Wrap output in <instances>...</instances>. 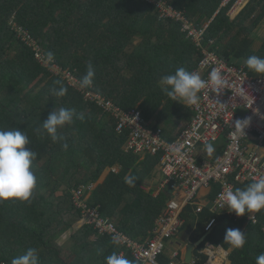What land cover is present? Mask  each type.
<instances>
[{"label": "trees", "instance_id": "obj_1", "mask_svg": "<svg viewBox=\"0 0 264 264\" xmlns=\"http://www.w3.org/2000/svg\"><path fill=\"white\" fill-rule=\"evenodd\" d=\"M162 1L183 11L196 27L203 28L213 19L203 48L216 51L230 64L236 65L233 58L264 57V43L255 49L252 36L264 20V0H249L235 19L230 15L234 0L227 5L225 0ZM15 24L35 37L46 57L53 55L61 75L36 60L19 39ZM202 57L201 49L183 31V22L162 20L156 5L146 0H0V128L19 127L27 132L32 141L27 147L37 152L33 168L38 177L31 203L0 201V263L11 264L31 247L37 249L40 264H105L106 256L122 250L137 264L128 249L114 245L112 237L100 236L85 223L87 217L74 204L75 194L84 188L89 210H99L118 231L145 243L170 199L169 188L158 196L143 188L160 177V157L127 152V133L119 135L110 115L87 102L65 72L81 79L91 64L95 76L88 90L125 111L137 109L150 128L162 129L171 140L186 129L195 112L191 106L171 100L162 91L160 78L179 67L198 70ZM245 70L260 77L247 66ZM54 86L66 87L67 94L51 96ZM60 107L74 109L84 117L64 130L67 150L46 134L35 132L49 113ZM182 122L188 124L177 130ZM214 147L222 153L219 144ZM114 169L118 173H113ZM109 170L106 180L98 185ZM130 173L138 178L134 187L123 179ZM249 183H237L235 189ZM218 190L214 185L213 194ZM255 215L257 223H252L247 213L231 218L208 208L197 214L194 207L187 206L179 235L189 234V242L194 244L207 234L208 223L215 219L217 224L194 250L195 264H207L209 256L203 251L208 243L231 250V264H255L256 257L264 253V210ZM229 227L247 233L242 249L224 242ZM169 252L165 247L159 264H171Z\"/></svg>", "mask_w": 264, "mask_h": 264}, {"label": "built area", "instance_id": "obj_2", "mask_svg": "<svg viewBox=\"0 0 264 264\" xmlns=\"http://www.w3.org/2000/svg\"><path fill=\"white\" fill-rule=\"evenodd\" d=\"M147 1L156 5L162 20L173 19L183 22V31L187 37L203 52L199 69L194 71L207 79L211 68L217 67L229 81V86L222 96L218 97L211 87L202 91L198 106H191L195 115L183 132L169 140L162 129L150 128V123L145 121L137 109L123 110L114 103L107 102L94 90L81 89L79 86L81 79L70 72L65 73H68L66 78L71 85L83 92L87 102L93 103L104 114L110 115L116 123V132L119 135L127 133L128 139L125 144L127 152L142 157L148 155L160 157L157 169L161 179L158 181V187L154 186V196L170 189V199L145 243H140L118 231L114 223L101 217L99 210H89L86 204L88 197L84 199L86 195L84 188L76 192L74 204L82 211L84 218L87 217L85 223L100 236L118 235L119 245L131 252L137 264H159L158 259L165 252L166 243L181 232L185 223L182 214L187 206L194 207L197 214L208 208L214 213H226L231 218H237L234 212L222 210L220 194L229 188L235 190L237 183L252 182L254 178L264 175V77H253L244 67L230 64L217 52L203 48L202 42L209 27L208 23L203 28L196 27L183 11L175 9L165 1ZM231 1L225 0L224 5ZM246 2L247 0H237L235 9L244 6ZM15 27L19 39L34 52L36 60L54 74L61 75L60 67L54 60L49 61L31 33L16 24ZM245 116L252 118L251 124L245 129L246 134L237 133L231 125V120ZM209 142L213 145L219 144L222 153H218V147H214L213 154L206 157L204 146ZM118 171L114 169L113 173ZM214 185L219 186L215 195ZM143 188L147 191L152 190L149 185ZM252 216L253 220L249 217L248 220L257 223L255 213H252ZM211 221L214 223L211 228H206L207 233L217 224L215 219ZM210 244L203 252L209 256L207 264H216L213 261L214 249ZM216 247L223 249L225 259L229 258V250L221 246ZM120 254L125 256V251L122 250ZM171 256L173 259L171 264H185L180 251L173 252ZM225 261V264H231V261ZM191 264H195V261Z\"/></svg>", "mask_w": 264, "mask_h": 264}, {"label": "clouds", "instance_id": "obj_3", "mask_svg": "<svg viewBox=\"0 0 264 264\" xmlns=\"http://www.w3.org/2000/svg\"><path fill=\"white\" fill-rule=\"evenodd\" d=\"M234 1L236 4L237 0ZM248 2L249 0H247L244 7ZM212 20H209L206 24L210 25ZM48 59L49 61L53 59L51 53H49ZM244 64L251 72L264 77V57L247 56ZM245 66L240 67L245 68ZM94 76L95 71L92 65L89 64L86 73L79 82L80 88L87 89L90 87L93 84ZM56 83L58 84L59 81ZM160 83L163 85L162 91L171 100L180 102L185 107L198 106L201 98L200 94L208 87H211L219 97L223 95L224 90L229 86V81L217 67L211 68L207 79L202 78L199 72L179 67L174 73L163 75L160 78ZM50 93L55 98L64 97L67 94V88L54 86L50 89ZM77 118L83 120L84 117L82 114L78 115L74 109L55 108L49 113L47 119L41 123L40 127L35 129V132L41 136L46 134L53 142L60 143L61 147L67 150L69 147L68 137L64 130L71 128ZM251 120L250 116H245L231 120V125L237 133L246 134L245 129L250 126ZM31 144L32 141L24 129L19 127L7 130L0 128V201L16 199L22 202H32L34 193L38 188V177L33 168L37 152L32 147H27ZM204 147L207 155L211 156L215 150L214 145L209 142ZM123 179L128 186L134 187L138 178L130 173ZM219 200L222 210L226 209L230 213L234 212L237 216H244L247 213L249 218L253 220L252 213L264 210V175L254 178L244 188H236L235 190L229 188L220 194ZM212 223L214 221L209 222L207 227L211 228ZM224 242L234 249H242L247 243V233L239 228L229 227L225 230ZM112 243L119 246L120 239L118 235L112 237ZM182 257L184 258V256ZM11 264H40L37 249L31 247L26 249L22 254L14 257ZM105 264H132V262L126 256L114 251L105 257ZM255 264H264V253L256 257Z\"/></svg>", "mask_w": 264, "mask_h": 264}, {"label": "crops", "instance_id": "obj_4", "mask_svg": "<svg viewBox=\"0 0 264 264\" xmlns=\"http://www.w3.org/2000/svg\"><path fill=\"white\" fill-rule=\"evenodd\" d=\"M237 15H238V13H236L235 15H232V19H235L237 17ZM252 36H253V39H254V47H255V49H259L264 43V20L257 27V29L253 32ZM159 179H161V177H159ZM158 183L155 185V188L158 187ZM189 239H190V235L187 234V233H184L181 237H180V235L178 237H175L173 239V243H172L173 244V248H172V250L169 253L172 254L175 250H179L181 252L182 256H185L186 246H187L188 243H190ZM209 244L210 243H208L207 245H209ZM210 245L213 247L214 253H215V257L213 258V261H215L216 264H225V262H226L225 260H229V258L225 259V255L223 253V249H221L220 247H216V246H214L212 244H210ZM230 252H231V250H229V253ZM194 258H195V255H194Z\"/></svg>", "mask_w": 264, "mask_h": 264}, {"label": "water", "instance_id": "obj_5", "mask_svg": "<svg viewBox=\"0 0 264 264\" xmlns=\"http://www.w3.org/2000/svg\"><path fill=\"white\" fill-rule=\"evenodd\" d=\"M233 62L238 65V66H245L244 61H238L237 58H233ZM110 171H107L106 174L101 178L100 182L98 183V185H101L106 178L108 177ZM97 185V186H98ZM210 232H208L207 234H205L199 241H197L196 243L192 244V243H188L186 246V253L184 256V260H185V264H191L194 260V250L196 247H198L200 244H202L204 242V240L206 239V237L209 235Z\"/></svg>", "mask_w": 264, "mask_h": 264}, {"label": "rangeland", "instance_id": "obj_6", "mask_svg": "<svg viewBox=\"0 0 264 264\" xmlns=\"http://www.w3.org/2000/svg\"><path fill=\"white\" fill-rule=\"evenodd\" d=\"M244 8V6L242 7H238V8H236L235 9V7H234V9L230 12V15L232 14V15H235L236 13H240V11L242 10ZM238 16V15H237ZM137 42H139V40H137ZM59 73H60V71H59ZM55 74H58V73H55ZM67 74L68 73H66V76H67ZM188 124V122L187 123H184V122H182L181 124H179V126H178V128H177V130H179V129H181L183 126H185V125H187ZM204 155L206 156V157H210L209 155H207V153H206V151L204 152ZM106 174V173H105ZM104 174V175H105ZM103 175V176H104ZM104 178V177H103ZM160 179H159V177H156V179H155V181H154V183H150L149 182V186L152 188V191L154 192L155 191V188H154V186L158 183V181H159ZM96 187H97V185H96ZM61 239V238H60ZM66 240V238H63L61 241L63 242V241H65ZM173 239L172 240H170V241H168L167 243H166V250H169V251H171L172 250V248H173ZM70 244V241H68L67 242V246Z\"/></svg>", "mask_w": 264, "mask_h": 264}]
</instances>
